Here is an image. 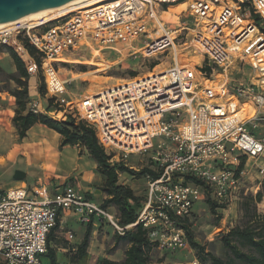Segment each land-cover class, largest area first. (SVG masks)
I'll return each mask as SVG.
<instances>
[{"label": "built area", "instance_id": "2783aa9c", "mask_svg": "<svg viewBox=\"0 0 264 264\" xmlns=\"http://www.w3.org/2000/svg\"><path fill=\"white\" fill-rule=\"evenodd\" d=\"M182 2L189 21L172 28L162 16ZM262 27L264 0H100L47 22L16 21L0 29V45L15 51L17 45L28 74L40 69L45 96L60 103L67 81L54 64L69 51L135 49L133 44L143 40L145 55H173V66L155 71L157 64L148 74L122 79L71 105L93 127L111 162L127 165L128 155L149 153V166L158 176L143 177L146 194L136 221L120 226L115 213L72 183L53 193L46 186L9 188L0 192V260L70 264L44 258L61 212L86 225L107 222L119 234L141 224L151 251L175 252L188 244L182 224L192 220L204 190L221 212L255 195L264 181V134L255 133L264 127ZM23 40L36 48L40 66ZM201 61L208 70L201 69ZM236 66H247L246 79L229 76ZM28 105L35 113L46 112L37 100Z\"/></svg>", "mask_w": 264, "mask_h": 264}, {"label": "rangeland", "instance_id": "374dc122", "mask_svg": "<svg viewBox=\"0 0 264 264\" xmlns=\"http://www.w3.org/2000/svg\"><path fill=\"white\" fill-rule=\"evenodd\" d=\"M87 2L89 1L85 3ZM184 8L185 5L183 7H178L177 5L171 6L170 12L164 13L162 17L170 27L176 28L182 21H189L184 18V14L187 13L183 11ZM143 44L144 41L141 40L133 44L135 49H132L131 45H121L117 50H98L96 47H84L67 52L65 57L58 59L54 64L60 77L67 81L66 92L62 96L65 101L60 103L52 98V107L47 111L45 110L46 112L43 111V113L58 120L66 119V113L78 119L76 110L74 107L71 108V105H76L86 95L121 83L122 79L132 78L134 74L136 76L148 74L157 64L155 71L173 66L172 53L164 51L162 53L158 52L155 55H145L140 50V46ZM15 48L16 52H19L18 55H20L21 49L17 45ZM133 51L136 52L133 53ZM4 52L0 45V69L3 71V75H7L15 71V66L11 56L4 54ZM199 60H201V57L194 59L195 62ZM248 73L249 69L247 66H236L230 70L229 76L233 79H246ZM29 79L31 92L35 91L40 94L41 101L38 102L42 108H45L49 97L41 93L42 85L45 86L42 71L39 69L36 74L29 75ZM11 86H15L14 82L11 83ZM31 100L29 96V102ZM15 106L14 97L9 92L0 91V192L20 184L14 178L17 170L25 173L21 181L24 180L28 189H31L33 186H46L48 191L53 193L64 183L70 182L75 185L77 182V169L72 168L75 164L68 163L64 168H58V159L62 157L64 152V148H59L60 135L50 130L52 131V135L46 137L50 145L56 144L53 150L46 152L49 163L41 160V157L34 158L29 147L35 145V141L43 139L45 137L44 132L41 129L32 128L30 136L27 131L26 136L20 138L17 129L12 123ZM255 133L264 134V127L257 129ZM28 138H30V143L28 142ZM149 156V153L128 155L126 160L127 166L136 171L150 165ZM127 174L131 177L122 176L119 182L129 185L138 196L145 197L147 187L145 179L143 177H132L129 173ZM207 198L211 197L204 190L201 198L194 205L192 220L186 224L192 231L194 240L203 246L205 251H211L224 258L226 257V253L221 242V235L226 233L231 227L241 223L242 212L240 210V201L234 203L230 207V210L217 211V214L221 215L218 221L217 215L213 214L208 207ZM96 201L102 203V200ZM108 210L116 214L114 207H109ZM258 210L264 214V199L259 205L257 204ZM77 222L80 223L79 221ZM94 229H97L95 238L98 241L101 237L105 239L107 251L114 250L115 248L109 245L113 244L115 234H119L115 228L111 224L104 222L102 226L94 227ZM126 246L127 244L124 242H120L116 246L121 250L118 251L115 258L120 257ZM201 254V251L191 247L188 242L185 248L175 252L161 251L154 248L151 251V262L154 264H192L194 260H197L198 264H210L208 259L206 261L200 260ZM83 264L94 263L85 257Z\"/></svg>", "mask_w": 264, "mask_h": 264}, {"label": "trees", "instance_id": "16d2710c", "mask_svg": "<svg viewBox=\"0 0 264 264\" xmlns=\"http://www.w3.org/2000/svg\"><path fill=\"white\" fill-rule=\"evenodd\" d=\"M255 20L260 22V16L253 14ZM264 28V27H262ZM28 53L35 59L40 66V57L36 48L27 40L22 41ZM1 48L11 56L15 71L3 75L0 69V91L9 92L15 99L14 115L12 117L13 126L17 129L20 138H24L27 131L35 124L40 123L60 135L59 148L78 146L85 149L88 156L96 163L98 172L104 176V183L99 187L105 194L101 205L104 208L114 207L120 226H127L134 223L138 213L142 208L144 197L138 196L134 190L126 184L119 182V174L129 173L134 177H144L149 174L156 178L158 173L153 171L149 165L138 170L130 169L123 162H111V156L107 155L99 145L93 127L88 125L83 119H77L71 114H65L66 119L58 120L50 117L43 112L35 113L28 107L29 102V74L25 65L17 52L9 45H1ZM202 70H208L205 64ZM136 75L134 74L133 77ZM15 86L12 87L11 83ZM45 86L42 85L41 93L45 95ZM52 98H48L45 110L52 107ZM82 152V150H80ZM186 181L193 179L201 183L199 179L185 177ZM70 183V182H67ZM264 199V181L262 187L255 195H247L240 201L242 221L231 227L226 233L221 235V242L225 249L226 257H220L205 248L194 240L193 233L186 223L182 224L185 228L188 242L191 247L201 251V261L209 260L210 264H264V214L257 211V204ZM210 211L217 215V220L221 218L217 214V204L207 198L206 200ZM57 225L53 228L55 229ZM52 229V230H53ZM51 230V231H52ZM92 225L88 224L83 239L77 247L76 254L72 257L70 264H83L89 246ZM115 245L120 242L129 244L125 250L124 258L120 261L101 259L96 264H154L151 262V245L147 238V232L141 224H137L124 230V233L115 234ZM49 235L47 238V244ZM46 256L55 261V254L48 248ZM0 264H4L0 261Z\"/></svg>", "mask_w": 264, "mask_h": 264}, {"label": "crops", "instance_id": "0c3cea01", "mask_svg": "<svg viewBox=\"0 0 264 264\" xmlns=\"http://www.w3.org/2000/svg\"><path fill=\"white\" fill-rule=\"evenodd\" d=\"M4 54H8V52L5 51ZM29 96L30 99L32 100H37L39 102L41 101L40 94L35 91L31 92L30 87H29ZM32 128L37 130L40 129L43 130L44 132L43 134L45 135V137L43 139L35 141L36 144L31 145L29 149L32 151L34 158L41 157V160H44V162L46 161V163H49V158L47 157L46 152L53 150L56 145V144L50 145L46 138L48 135H52L51 134L52 131H50L52 129L48 127L46 128L42 124L37 123L28 130L29 136H30V130ZM29 139L30 138H28V140ZM28 142L30 143V140ZM80 150H82L81 154H79ZM63 151L64 152L62 157L58 159L59 160L58 168L62 169L68 163H74L75 165H73L72 168L77 169L76 172L77 182L75 185L94 201L96 200L103 201V199L105 198V194L100 190L99 187L104 183L105 178L98 172L96 163L91 158H89L85 149H81L78 146H72V147L69 146V147H65ZM122 176L131 177L126 172L121 173L119 175V179ZM17 183L20 184L16 186H21L22 184H25L24 180L23 181L17 180ZM77 221L78 219L69 212L60 213V220L58 221V226L50 232L49 241L47 244V253H48V248H51L54 251L55 254L54 262L63 261L70 263L72 257L76 254L77 247L81 243L87 227L86 224L84 223L81 224L80 221H79L80 223H78ZM103 224H104L103 222H97V221L94 222V224H92V232L90 235L89 246L87 248L86 259L92 260L94 264L98 263L103 258H107L115 261L122 260L125 255V250L129 246V244H127L126 248L122 251L120 257L115 258V256L118 254V251L121 250L119 247H116L115 240L113 241V244L109 245V246H113L115 249L107 251V249L105 248L107 245L105 243V239L101 237V239L98 241L95 238L97 229H94V227H100ZM44 258L48 261H51L49 257L46 255Z\"/></svg>", "mask_w": 264, "mask_h": 264}, {"label": "water", "instance_id": "95a60500", "mask_svg": "<svg viewBox=\"0 0 264 264\" xmlns=\"http://www.w3.org/2000/svg\"><path fill=\"white\" fill-rule=\"evenodd\" d=\"M71 0H0V23L16 20L34 11L53 8ZM25 173L17 170L14 178L22 180Z\"/></svg>", "mask_w": 264, "mask_h": 264}, {"label": "bare ground", "instance_id": "6f19581e", "mask_svg": "<svg viewBox=\"0 0 264 264\" xmlns=\"http://www.w3.org/2000/svg\"><path fill=\"white\" fill-rule=\"evenodd\" d=\"M86 1H89V2L85 3ZM97 1H100V0H71V1L64 3L62 5H59L57 7L34 11V12L29 13L25 16H22L16 20L0 23V29H3L4 27H12L16 21H21V22L31 21V23H36V22H41V21L47 22V21H50V20H52V19H54L60 15L67 13L68 9H70L74 6L81 5V7H84V6H88V5H93ZM184 5H185V3L182 2L177 6L183 7Z\"/></svg>", "mask_w": 264, "mask_h": 264}]
</instances>
